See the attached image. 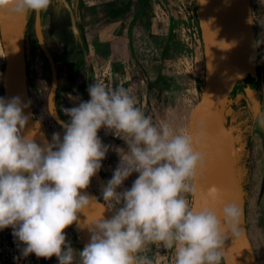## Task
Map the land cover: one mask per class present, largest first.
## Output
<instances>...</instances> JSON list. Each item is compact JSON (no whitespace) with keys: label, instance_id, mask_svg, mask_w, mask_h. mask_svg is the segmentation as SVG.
Here are the masks:
<instances>
[{"label":"clouds","instance_id":"clouds-1","mask_svg":"<svg viewBox=\"0 0 264 264\" xmlns=\"http://www.w3.org/2000/svg\"><path fill=\"white\" fill-rule=\"evenodd\" d=\"M52 2L0 0V15H39ZM87 91L89 100L63 109L69 120L62 122V138L53 133L42 145L24 134L31 101L0 97V231L12 229L22 257H55L59 264H153L144 254L151 244L173 249L175 264H227L226 241L244 234L241 206L225 203L218 212L223 200L216 186L204 206L191 203L206 165L197 148L207 139L203 125L195 137L177 134L167 123L154 124L123 86L94 81ZM258 123L264 127V117ZM101 129L124 141L127 151L117 150L120 162L101 189L112 215L87 227L90 240L77 252L66 229L99 202L86 190L110 148ZM134 173L131 187L118 191Z\"/></svg>","mask_w":264,"mask_h":264},{"label":"rangeland","instance_id":"rangeland-1","mask_svg":"<svg viewBox=\"0 0 264 264\" xmlns=\"http://www.w3.org/2000/svg\"><path fill=\"white\" fill-rule=\"evenodd\" d=\"M78 1L82 8L94 3L96 8L91 11H95L96 16L91 21L83 18L76 21V30L73 28L76 38L74 48H70L67 38L63 36V26H56L51 21L52 5L42 13L44 38L55 59L60 74L59 83L65 86L62 103L54 102L58 118L68 121L69 117L63 109L76 106L80 100L90 99L88 93L86 97L78 95V84L90 85L104 78L111 88L123 86L128 89L136 97L137 106L157 126L167 123L175 133L189 134L191 114L201 99L204 85L203 47L195 14L196 7L202 4L198 0H144L140 12L135 16L139 0ZM250 1L259 57L260 86L254 87L262 91L264 117V0ZM108 2L112 3L111 6L106 5ZM104 5L126 12L119 19H112L121 22V29L115 37L112 29H109L101 42L100 28L110 22L103 16ZM182 26L187 30V35L179 40ZM191 32L195 33V37ZM168 39H171L170 44H167ZM114 44L119 45L115 51L111 48ZM25 47L34 115L50 142L53 133H60L61 138L63 135V129L56 125L48 112L47 99L52 83L50 66L34 35L26 38ZM112 57L115 59L112 60ZM121 59L126 62H119ZM111 60L112 69L109 65ZM4 64L0 39V97H4ZM74 78L76 82H73ZM243 86L244 83L239 84L232 95L226 112V125L230 132L236 174L245 199L247 234L258 264H264V127L258 123L261 118L259 100L246 97ZM99 136L105 145L110 146L101 167L107 182L120 162L117 150L126 152L127 145L104 129L100 130ZM136 178L137 174L134 173L118 191L130 188ZM88 189L103 202L102 188L96 176ZM81 235L78 223L66 229L67 240L77 252L86 245ZM22 247L14 239L11 228L0 231V264H59L55 257L50 260L37 259L34 254L22 257ZM144 254L153 260V264H175L174 250L161 244L149 245Z\"/></svg>","mask_w":264,"mask_h":264},{"label":"water","instance_id":"water-1","mask_svg":"<svg viewBox=\"0 0 264 264\" xmlns=\"http://www.w3.org/2000/svg\"><path fill=\"white\" fill-rule=\"evenodd\" d=\"M62 1L70 12L72 26L76 30L77 18L72 7L66 0ZM143 1L139 0L135 16L140 12ZM195 14L200 28L205 74L201 99L191 114L189 134L195 137L203 125L207 130V139L197 145L198 150L203 151L206 156V165L203 174L198 178V192L193 194L192 206L197 209L204 206L207 191L212 186L222 191L223 203L216 205L218 212L225 203H238L243 210L244 234L226 241V261L227 264H258L247 234L245 199L236 174L230 132L226 125V112L232 95L237 86L243 83L246 97L259 100L261 118L263 117L262 91L258 87H253L248 80L249 77L259 74L258 44L253 31L251 1L206 0L201 7H196ZM29 16L15 18L0 15V39L5 58L3 73L5 98L20 96L23 101H31L25 47V31ZM41 21L42 13L35 14L34 35L49 63L52 75L47 99L48 112L56 125L62 128V122L65 121L54 114V98L59 85L58 69L44 38ZM24 112L30 113V119L38 122L34 118L32 102ZM29 132L32 133L35 142L41 145L35 138V128L30 122L24 134ZM96 177L102 188L106 181L101 169ZM86 191L99 200L93 191L90 189ZM111 215L101 200L94 202L85 215L83 214L88 225L102 216L110 218Z\"/></svg>","mask_w":264,"mask_h":264},{"label":"trees","instance_id":"trees-1","mask_svg":"<svg viewBox=\"0 0 264 264\" xmlns=\"http://www.w3.org/2000/svg\"><path fill=\"white\" fill-rule=\"evenodd\" d=\"M146 1V0H145ZM112 3L108 2L106 3L107 6H111ZM88 9H95V5L92 6H88ZM52 9L54 11V19L53 22L56 26H63V36H65V38H67V41L69 42L70 48H74L76 46V38L73 32V26H72V22H71V17H70V12L67 10L66 6L64 5V3H52ZM113 11L111 12L110 17H114L116 19H119V17L123 16L126 12H124V9H112ZM34 19H35V14H31L29 16L28 22H27V27H26V31H25V35L26 38L28 36L34 35ZM44 35V34H43ZM35 36V35H34ZM46 40V39H45ZM47 42V40H46ZM171 39H168V43L170 44ZM43 55V53H42ZM5 67V64H4ZM258 72H259V67H258ZM27 74H28V66H27ZM58 77L60 78V74L58 71ZM249 82L250 84L254 87V86H260V81H259V74L257 76H251L249 77ZM76 78L73 79V82H76ZM150 84V83H147ZM88 84L86 83H82V84H78V88H79V92L78 95L80 97H86L88 91ZM29 88V87H28ZM84 92L82 91V89H85ZM3 90V88H2ZM65 95V86L62 85L61 83H59L57 90H56V94H55V98L54 101L57 102V104H61L63 101ZM34 118L37 119V117L34 115Z\"/></svg>","mask_w":264,"mask_h":264},{"label":"crops","instance_id":"crops-1","mask_svg":"<svg viewBox=\"0 0 264 264\" xmlns=\"http://www.w3.org/2000/svg\"><path fill=\"white\" fill-rule=\"evenodd\" d=\"M68 3H71L70 5H71V7H72V10H73V13L75 14V17L77 18V20L79 21L80 20V18H83L84 20H93L94 19V17L96 16V12L95 11H91V9H88V8H82V6L79 4V1L78 0H74V3H73V0H66ZM56 2H59V3H63V1L62 0H53V2L52 3H56ZM94 3H91V4H88V5H86V6H92ZM52 8V7H51ZM113 8H107V7H105V5H104V7H103V10H104V12H103V16L104 17H106L107 19H109L110 20V22H108L107 24H105L104 25V27H102V28H100V32H99V36H100V41H101V39L103 38V35L105 34V31H107V30H109V29H112V31H113V37H115V35L120 31V23L121 22H119V21H117L116 19L115 20H112L113 19V17L111 18L110 17V15H111V12L113 11L112 10ZM52 10V18H51V21L54 19V11H53V9H51ZM111 18V19H110ZM171 20V18H169V21ZM168 21V22H169ZM106 37V36H105ZM122 37V36H121ZM184 37H186V33H185V28H184V26H182L181 27V29L179 30V37H178V39L179 40H181V39H183ZM102 42V41H101ZM108 42V41H107ZM117 47H119V45H111V48H112V50L113 51H115L116 50V48ZM113 56H114V54H113ZM112 60H114L115 58L114 57H112L111 58ZM112 60H111V62H110V67H111V69H112ZM119 62H121V63H125L126 62V60H124V59H121ZM129 67V66H128ZM126 68V67H125Z\"/></svg>","mask_w":264,"mask_h":264},{"label":"bare ground","instance_id":"bare-ground-1","mask_svg":"<svg viewBox=\"0 0 264 264\" xmlns=\"http://www.w3.org/2000/svg\"><path fill=\"white\" fill-rule=\"evenodd\" d=\"M55 114V111H54ZM57 115V114H55ZM30 125L35 128V138L36 140L42 145L44 141H48L43 129L41 126L38 124V122H35L32 119H29ZM89 225L87 224V221L83 214H78V227L82 232L81 238L83 239L84 243L87 244L90 240V233L88 231Z\"/></svg>","mask_w":264,"mask_h":264},{"label":"built area","instance_id":"built-area-1","mask_svg":"<svg viewBox=\"0 0 264 264\" xmlns=\"http://www.w3.org/2000/svg\"><path fill=\"white\" fill-rule=\"evenodd\" d=\"M189 31V30H188ZM190 32V31H189ZM185 33H187V30H185ZM192 34V36H194L195 37V33L194 32H191ZM187 35V34H186ZM104 74H106V71H104ZM107 74H109L108 72H107ZM100 81H103L104 83H105V85H106V87H108V85H109V87L111 88V84H109V83H107L106 81H104V78L103 79H100Z\"/></svg>","mask_w":264,"mask_h":264}]
</instances>
